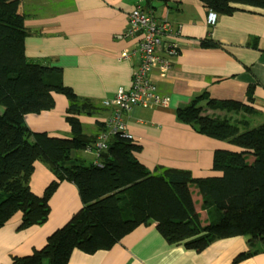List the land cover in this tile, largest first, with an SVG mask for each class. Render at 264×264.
I'll return each mask as SVG.
<instances>
[{"label":"crops","instance_id":"crops-1","mask_svg":"<svg viewBox=\"0 0 264 264\" xmlns=\"http://www.w3.org/2000/svg\"><path fill=\"white\" fill-rule=\"evenodd\" d=\"M138 2L20 0L28 31L27 57L60 67L65 85L100 106L93 115H80L84 132L92 138L109 128L112 109L104 106L103 101L111 98L119 87L131 85L136 61L122 60L120 55L135 43L124 33L129 12ZM148 5L155 16L171 21L173 31L166 46H173L177 53L171 57L172 67L166 74L150 73L157 91L170 98L169 104L136 106L125 116L128 133L141 147L136 156L151 170L162 166L188 170L194 177L217 174L212 169L215 150L240 148L195 131L178 119L177 110L207 92L210 99L234 100L250 106L252 111L244 108L234 111L246 125L264 121V10L239 6L240 10L219 15L216 23L209 25V11L201 0H153ZM208 36L214 46L203 45ZM251 83L255 86L250 102L247 90ZM55 100L50 110L28 113L26 123L32 131L69 138L72 134L66 121L68 99L56 94ZM203 105L218 109L207 105V101ZM234 113L231 110L229 114ZM86 152V147L77 150L74 157L85 163L82 156L90 155L87 164L97 161L95 154ZM248 156L253 158L250 153ZM53 178L48 165L36 161L30 187L42 195ZM192 196L197 205L193 219L205 221L206 211L200 207L202 197L193 193ZM82 207L77 186L61 181L50 199V215L45 223L20 229L22 214L17 212L0 228V264H10L13 256L28 255L42 248L48 237ZM248 250L250 244L242 235L218 239L200 252L182 243L169 244L156 222H152L137 226L108 250L89 254L75 249L68 264H233L236 257ZM235 264H264V252L244 257Z\"/></svg>","mask_w":264,"mask_h":264},{"label":"trees","instance_id":"trees-1","mask_svg":"<svg viewBox=\"0 0 264 264\" xmlns=\"http://www.w3.org/2000/svg\"><path fill=\"white\" fill-rule=\"evenodd\" d=\"M201 1L218 16L233 14L239 6L264 10V0ZM24 21L20 0H0V228L17 212L22 214L20 229L45 223L50 199L64 180L77 186L83 207L42 248L13 256L10 264H68L75 249L89 254L108 250L137 226L152 222L169 244L182 243L198 252L218 239L246 236L250 250L233 264L264 252V121L248 126L244 119H220L205 111L203 102L232 111H252L250 106L210 99L202 92L177 110L178 119L195 131L240 148L215 150L212 169L217 174L194 177L188 170L162 166L151 170L136 156L141 147L120 134L112 135L97 162L83 163L74 152L96 138L84 132L80 115H93L100 106L65 85L60 67L27 57ZM203 45L215 43L208 36ZM254 86L247 90L250 102ZM56 94L68 99L69 138L32 131L25 120L28 113L52 109ZM36 161L54 174L42 195L30 187ZM192 184L201 194L205 221L193 219L197 205Z\"/></svg>","mask_w":264,"mask_h":264},{"label":"built area","instance_id":"built-area-1","mask_svg":"<svg viewBox=\"0 0 264 264\" xmlns=\"http://www.w3.org/2000/svg\"><path fill=\"white\" fill-rule=\"evenodd\" d=\"M152 1L139 0L129 12L128 28L124 36L135 39V43L132 49L122 50L120 59L134 58L136 67L132 71L130 87H119L111 98L103 101L104 106L112 109L108 120L109 128L99 133L93 144L86 147L88 152L96 155L97 161L101 153L109 148L113 134H120L133 140L131 134L128 133L125 116L134 107L168 105L170 102L169 97L162 96L157 91L151 81L150 73L158 71L164 75L172 67L171 57L177 53V50L166 44L172 35L173 26L167 17L155 16L153 10L148 7ZM217 18L216 12H208L209 25H214Z\"/></svg>","mask_w":264,"mask_h":264},{"label":"rangeland","instance_id":"rangeland-1","mask_svg":"<svg viewBox=\"0 0 264 264\" xmlns=\"http://www.w3.org/2000/svg\"><path fill=\"white\" fill-rule=\"evenodd\" d=\"M205 111L214 113L215 115L219 116L220 119H229L232 122H236L237 120H242V118H240V116L237 114L238 112L234 113V111H232L234 113V115H230L229 113H230L231 110H226V109H221V108H218V109L215 110V109H213L211 107H207V109ZM240 128L241 129H245L244 125H240ZM85 130H86V128H85ZM50 135H52V134H50ZM60 137H62V136H60ZM86 153H88V152H86ZM82 157L85 159V163L86 164L88 162H90L91 158H92L90 155H86V156H82ZM248 160L251 161L250 158H248ZM191 188H192V191H193L192 192L193 195H197L198 194L199 196H201V194H200V192H199V190H198V188L196 187L195 184H192Z\"/></svg>","mask_w":264,"mask_h":264}]
</instances>
